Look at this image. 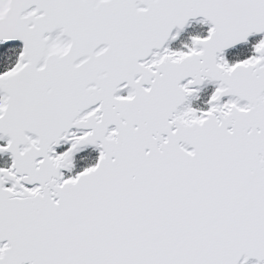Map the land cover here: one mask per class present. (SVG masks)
I'll list each match as a JSON object with an SVG mask.
<instances>
[{
  "label": "snow or ice",
  "instance_id": "snow-or-ice-1",
  "mask_svg": "<svg viewBox=\"0 0 264 264\" xmlns=\"http://www.w3.org/2000/svg\"><path fill=\"white\" fill-rule=\"evenodd\" d=\"M259 34L264 0H0V264H264Z\"/></svg>",
  "mask_w": 264,
  "mask_h": 264
},
{
  "label": "trees",
  "instance_id": "trees-1",
  "mask_svg": "<svg viewBox=\"0 0 264 264\" xmlns=\"http://www.w3.org/2000/svg\"><path fill=\"white\" fill-rule=\"evenodd\" d=\"M206 27L201 26L200 24L197 25H192L186 32L185 34L181 35L172 45H171V49L172 50H178L182 48V45L184 44H188L190 37L193 36H200L203 37L206 34ZM258 38L255 39H251L249 44L245 45V46H240L236 49H234L233 51H230L226 54V59L228 60V62L230 64L234 63V62H238L241 61L243 59H246L247 57L250 56L251 51H252V45H254L255 43H257ZM212 88L211 87H205L203 89V91L198 95V100H195L192 103V107L196 108V109H200V110H204L206 109V105L205 103L207 102L211 92H212ZM95 156L96 153L89 150V159L88 161H86V164L88 166H90L91 164H93L95 162ZM8 164V160H6V158H0V165L1 166H6Z\"/></svg>",
  "mask_w": 264,
  "mask_h": 264
},
{
  "label": "water",
  "instance_id": "water-1",
  "mask_svg": "<svg viewBox=\"0 0 264 264\" xmlns=\"http://www.w3.org/2000/svg\"><path fill=\"white\" fill-rule=\"evenodd\" d=\"M200 20H202V18H196L195 20H192V21H190L189 22V24L185 27V29L180 33V34H183L185 31H186V29H188L189 27H190V25L191 24H197V23H200L199 21ZM201 24V23H200ZM202 26H206V27H209V25H207V24H201ZM175 32H176V30H173V35L175 34ZM256 37H263L264 38V34H259V35H253V36H251V37H249V39H248V42H246V43H243V44H240V45H237L235 48H237V47H239V46H242V45H247L248 43H249V40L250 39H252V38H256ZM174 41H171V40H169V42H167V44L165 45L166 47H169V44H171V43H173ZM231 50H233V49H231ZM231 50H227V52H229V51H231ZM226 52V53H227ZM205 86H212V87H216V85L215 84H213V83H208V82H205L203 85H201V86H198V91H201L202 89H203V87H205ZM225 99H227V98H225ZM91 150V149H90ZM3 157H7V156H3ZM3 157H0V158H3ZM8 158V157H7ZM9 163H10V161H9ZM1 166V165H0Z\"/></svg>",
  "mask_w": 264,
  "mask_h": 264
},
{
  "label": "rangeland",
  "instance_id": "rangeland-1",
  "mask_svg": "<svg viewBox=\"0 0 264 264\" xmlns=\"http://www.w3.org/2000/svg\"><path fill=\"white\" fill-rule=\"evenodd\" d=\"M260 38H263V37H260ZM260 38H259V39H260ZM259 39H258V41H259ZM169 49H170V46H169ZM170 50H172V49H170ZM208 87H210V86H208ZM202 90H203V89H202ZM202 90H201V91H198V95L202 92ZM213 90H214V89H213ZM213 90H212V92H213ZM212 92H211V94H212ZM211 94H210V96H211ZM210 96H209V97H210ZM208 99H209V98H208ZM193 102H194V101H193ZM205 105L208 106V105H207V102L205 103ZM3 158H4V159L6 158V160H8L7 157H3ZM8 161H9V160H8Z\"/></svg>",
  "mask_w": 264,
  "mask_h": 264
},
{
  "label": "bare ground",
  "instance_id": "bare-ground-1",
  "mask_svg": "<svg viewBox=\"0 0 264 264\" xmlns=\"http://www.w3.org/2000/svg\"><path fill=\"white\" fill-rule=\"evenodd\" d=\"M208 28V27H207Z\"/></svg>",
  "mask_w": 264,
  "mask_h": 264
}]
</instances>
